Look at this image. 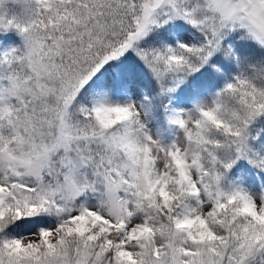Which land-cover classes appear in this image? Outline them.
I'll return each mask as SVG.
<instances>
[{"label": "snow or ice", "instance_id": "obj_1", "mask_svg": "<svg viewBox=\"0 0 264 264\" xmlns=\"http://www.w3.org/2000/svg\"><path fill=\"white\" fill-rule=\"evenodd\" d=\"M0 264H264V0H0Z\"/></svg>", "mask_w": 264, "mask_h": 264}]
</instances>
